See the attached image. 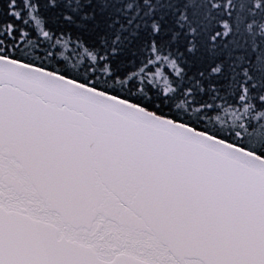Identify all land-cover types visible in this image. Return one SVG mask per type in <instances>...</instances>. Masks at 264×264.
<instances>
[{
    "label": "snow or ice",
    "instance_id": "obj_1",
    "mask_svg": "<svg viewBox=\"0 0 264 264\" xmlns=\"http://www.w3.org/2000/svg\"><path fill=\"white\" fill-rule=\"evenodd\" d=\"M0 264H264V0H0Z\"/></svg>",
    "mask_w": 264,
    "mask_h": 264
}]
</instances>
